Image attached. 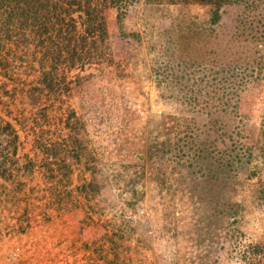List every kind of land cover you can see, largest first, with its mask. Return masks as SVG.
<instances>
[{
  "label": "rangeland",
  "instance_id": "rangeland-1",
  "mask_svg": "<svg viewBox=\"0 0 264 264\" xmlns=\"http://www.w3.org/2000/svg\"><path fill=\"white\" fill-rule=\"evenodd\" d=\"M260 1L251 15H264V0ZM118 4L121 10L119 19H116V10L112 7H105L100 12L105 40L101 44L95 37L96 51L88 46L92 45L93 35L82 32L76 23V29L70 34L77 41L78 51L80 47L91 49L89 55L81 60H52V74L58 83L52 91L40 92L35 105L28 103L26 89L37 81L42 68L45 70L49 66V60H37L41 50L28 29L11 27L9 38L0 29V57H7V60H0V119L9 122L17 135L15 154L10 159L17 166L30 161L33 163L31 170L34 165L40 168L44 160L67 164L69 183L65 188L77 199L74 208L68 205L58 207L64 201L58 190L60 187L51 189L52 195H47L49 191H45L46 184H43L40 191L27 197L30 202L43 201L33 203V211L21 217L23 199H6L0 195V255L14 244L22 248L21 257L29 264H71L76 256L79 257L74 253L80 252L81 248L79 241L71 242L79 237L76 236L79 234L77 224L83 219L82 228L90 234V226L98 215L89 212L87 207L92 205L95 210L100 204L112 207L103 219L121 208L141 221L150 244L140 246L131 240L125 248L116 250V260L97 250L99 264H169V261L175 264H264V199L257 193V189L264 188V165L261 162L252 160L254 175L244 178L241 190L231 195L241 207L234 219L237 228L208 218L212 222L207 223V233H204L200 227L204 226L205 219L202 224L199 218L201 213L208 214L209 206L203 203L206 208L199 210L200 205H196L187 192L175 191L174 183L169 190L159 188L153 177L154 166L143 162V170H140V162L136 161L140 157L141 145L154 138H165L166 134L172 141L181 116L193 118L197 125H202L204 107L186 100L193 95L201 102L219 84L224 89L220 90L221 96H215L214 102L220 99L229 105L220 109L219 103L220 111L229 113L225 116L228 120L235 113L246 120V130L251 131L253 139L248 142L253 144L254 150L262 146L258 128L259 116L264 110V66H249L243 76L231 70L236 55L234 51L238 49L231 35L236 32L239 36L238 28L234 30L235 14L241 11L250 13L251 9L237 0L217 7L218 23L212 24L206 35H201L207 37V43L202 39L191 45L190 42L195 41L192 35L186 38L187 46H180L181 50L177 47L179 13L182 10L191 14L204 12L208 6L203 0H123ZM81 35L85 37L84 42ZM259 36L264 39V32ZM179 51L183 59H177ZM184 59L188 61L182 64ZM87 83L95 91L98 89L90 101L89 95L78 90L79 85ZM92 103L94 109L87 108ZM92 132L104 138L105 158L100 166L108 184L102 188L103 202L97 195L87 200L85 194L79 192L89 179L86 166L97 162L98 153L91 147ZM217 134L212 133L209 138L216 139ZM74 137L82 140L85 150L80 154L71 142ZM256 139L258 141H254ZM51 143H58L55 154L44 151V146ZM86 152L92 160H87ZM51 168L57 172L55 165ZM40 170L44 183L45 169L41 167ZM138 173L137 181L131 186L142 194L132 206L124 201L131 194L129 188L125 189L129 185L126 180L135 178ZM23 177L27 179V176ZM172 178L167 176L166 182H172ZM32 180L38 182V177ZM23 186L26 189L25 184ZM22 188L14 195L24 197L26 191ZM54 193L60 196V202L42 210L46 217L43 220L44 199H53ZM170 201L174 203L171 207L168 206ZM162 210L171 219V231L164 238L153 232V217L159 216L157 214ZM39 219L41 226L36 222ZM72 224L75 228L70 231ZM111 226L107 225L106 229L99 224L94 226L98 230L97 241L101 242L103 235H108ZM25 232L29 234L28 238L24 236ZM63 236L66 246L60 240ZM124 236L127 240L136 234ZM254 244L260 247L258 252H252ZM0 264L6 263L0 259Z\"/></svg>",
  "mask_w": 264,
  "mask_h": 264
},
{
  "label": "trees",
  "instance_id": "trees-1",
  "mask_svg": "<svg viewBox=\"0 0 264 264\" xmlns=\"http://www.w3.org/2000/svg\"><path fill=\"white\" fill-rule=\"evenodd\" d=\"M120 1L122 3L123 0H0V29L4 32V36L6 38L10 37L9 31L12 29L11 27L18 26L28 29L29 35L35 39L36 45L41 50L37 60H49V66L45 70L42 68L37 81L26 89L27 101L30 105L38 103L40 92L44 90L46 92L52 91L54 85L58 83L52 74L54 69L52 60H81L82 57L89 55V50L91 49L80 47L81 50L78 51L77 41L70 34L71 31L76 29V23H79L82 32L93 35L91 38L92 45L88 46L97 50L95 37H98V41L101 44L105 40L103 36L105 28L100 12L105 7H112L116 10V19H119L118 12L121 10L118 3ZM197 1L201 2L202 0ZM203 1L208 6L204 12L191 14L181 9L182 12L179 13L177 34L180 38L177 41V47L181 50L180 46L186 45V38L192 35H194L195 41L190 42L191 45H194L196 41H202V39L207 43V37L204 38L201 35H206L207 30L211 29L210 26L218 23L219 14L216 10L217 7L236 0ZM237 1L243 3L245 8L251 9L250 13L241 11L239 14H235L236 23L234 30L236 31L238 28L239 36L235 34L236 32L231 35V39L238 46V49L234 51L236 55L231 70L238 76H243L249 66H264V39H260L259 36L260 33L264 32V15L258 17L251 15L253 13L252 10L256 8V3H261L262 1ZM196 26L201 27V29ZM235 35L238 38L235 39ZM80 39L82 42L85 41V37L82 35ZM181 53L179 51L177 59H183ZM195 53L198 54L196 51ZM0 60H7V57L1 56ZM186 61L188 59L182 60V64H185ZM192 63L193 60H191ZM79 86L78 90L89 95L88 101L98 93V89H96V92L94 87H90L88 83ZM221 89H224V87L219 84V87L214 88L211 95L208 94L201 102L193 95L188 98V101L186 100L187 103L195 101L197 105L204 107L202 113L204 112L205 121L202 125H197L193 118L181 116L172 141L169 134H166L165 138L160 140L154 138L152 141L141 145L139 148L140 157L136 159L137 162H140V170H143V162L154 166L153 177L159 188L169 190L168 188L174 183L175 191L178 189L182 190V192H187L189 197L197 202L196 205H200L199 210L206 208L202 205L203 203L209 206L208 214H205V212L201 213L202 216L199 218L202 224L205 219L204 226L200 227L204 229V233H207L205 230L208 228L207 223L212 222L208 218H212L215 221L221 220L225 225L237 228V223L234 222V219L238 216L241 207L237 201L231 199V195L241 190L244 178L254 175L255 166L250 164L252 160L257 159L258 162L264 165V110L259 116L258 128L262 146L254 150L253 144L250 143L253 141L251 131L246 130V120L237 113L231 117V120H228L225 116L229 113L221 110L224 112L222 115L220 111L222 107L229 106L228 103H222L220 99L218 102H214V99L216 100L215 96H221ZM204 93L207 95V90ZM177 99L181 100V98ZM219 103L220 109L218 107ZM94 106L95 104L92 103L87 108L94 109ZM213 127H216L218 131L213 129ZM212 133L217 134L216 139L209 138ZM96 135L95 132H92L90 137L92 150L98 153L97 162H92L91 166H86L89 170L88 182L83 186V190L79 189L80 187L78 189L81 195L85 194L87 200L97 195L99 201L103 202L105 197L102 194V188L108 184V179L100 163L105 158V146L102 142L104 138ZM249 139L250 142H248ZM16 141L17 135L14 133L11 124L2 122L0 119V195L7 197L6 199L22 198L24 203L19 215L26 217L28 212L33 210L32 207H35L33 202L27 200V197L31 196L37 189L33 186L24 189L23 185L25 183L24 181L22 182L23 176H28L32 171L33 163L27 161L22 163L21 166H17L10 159L12 154H15ZM254 141H258V139ZM71 142L74 143V147L79 151V154L85 150L82 140L74 137ZM57 144L51 143L49 146H44V151L53 154L57 153ZM74 152L77 155L76 150ZM85 155L88 161L93 159L89 157L87 152ZM54 165L57 168L56 173L51 168ZM40 166L45 169L43 170V174H45L43 180L46 184L45 191H49L47 195H52L51 189H56L59 186L60 189H57L61 191V199H64L63 202H60V196L55 193L52 196L53 199H44L41 213L42 210L46 209L47 205L55 202L61 203L58 207H63V205L72 206V208L76 207V196L65 188L69 183L67 164L44 160L40 163ZM141 174L142 171H140ZM96 175L99 176L97 177ZM116 176L118 177V175ZM167 176L173 177L172 182H166ZM138 177L139 173L138 176L136 174L135 178L126 180L129 185L125 189L129 188L131 192L129 199H124L128 205H134L135 201L141 197L142 192L138 194L139 191L131 186L132 183L137 181ZM21 186L23 187L22 191H26L23 194L24 197L21 196L22 194L15 196L14 193L19 192ZM257 193H259V198L264 199V188L260 187L257 189ZM47 195L44 194L46 197ZM15 202H18V200ZM172 205L174 203L170 201L168 206L171 207ZM111 208L102 207L98 204V207L94 210L92 205L88 206L87 210L89 212H94L98 215L90 226V231L92 232L90 234L84 232L82 228L84 220L82 219L77 224L79 234L76 236L79 237L71 239V242L74 240L79 241L83 249L103 251L106 255L111 256L110 259L113 257L115 260L117 257L116 250H122L127 246V242L131 240L134 244L149 246L150 237L143 232L141 221L135 219L130 213L126 214V210L117 208L112 215H109L111 219L109 216L103 219L106 212L111 211ZM65 209L67 208L65 207ZM157 215L159 216L153 217V232L164 238L166 233L171 231V226L169 225L171 219L166 217L164 210ZM42 218L45 219L46 217L43 215ZM98 224L101 225L102 229H106L109 224L112 225L108 235H103L101 242L97 241L96 231L98 230L94 228ZM74 228L72 224L70 231L74 230ZM20 229H23V227ZM131 234H136V237H129V240L124 239V235L128 236ZM251 248L252 252L260 250L258 244H254ZM21 256H23L22 252L17 254L12 249L7 248L3 250L0 259L6 264H29L27 259H22ZM169 264H175V262L169 261Z\"/></svg>",
  "mask_w": 264,
  "mask_h": 264
},
{
  "label": "built area",
  "instance_id": "built-area-1",
  "mask_svg": "<svg viewBox=\"0 0 264 264\" xmlns=\"http://www.w3.org/2000/svg\"><path fill=\"white\" fill-rule=\"evenodd\" d=\"M36 167H38V165H34V168L32 169V171L30 172V174L27 176V179L25 180V179H22V181H24L25 182V187L27 188V187H29V186H33L34 188H36L38 191H40L44 186H43V184H45V183H42L41 182V175H42V172H41V170H40V168L38 167V170L36 169ZM35 177H38V182H36V180H32L33 178H35ZM32 178V179H31ZM29 180V181H28ZM75 185H73V187H74ZM36 190V191H37ZM43 200H35L33 203L36 205V204H39V203H41ZM33 211V210H32ZM31 211V212H32ZM41 219H42V217H41ZM41 219H39V220H37L36 222L38 223V224H40V226H41V223H42V221H41ZM44 220V219H43ZM44 222V221H43ZM28 224L30 225V222H28ZM30 228H31V225H30ZM27 231V230H26ZM28 232V231H27ZM27 232H25L24 234V236H26L27 238L29 237L28 235V233ZM64 236L62 237V238H60V240L61 241H63V244L66 246V244H65V242H64ZM29 242H31V241H29ZM63 245V246H64ZM70 245V244H69ZM10 249H12L15 253H19V252H22L23 250H22V248L21 247H19L18 245H12V246H10L9 247ZM28 251V250H27ZM73 253V252H72ZM98 251H93L92 249H83L82 247L80 248V252H77V253H74L75 255H79V257H77L76 256V258L73 260V262H75V263H71V264H99L98 263V259H97V256H98ZM76 260V261H75Z\"/></svg>",
  "mask_w": 264,
  "mask_h": 264
}]
</instances>
